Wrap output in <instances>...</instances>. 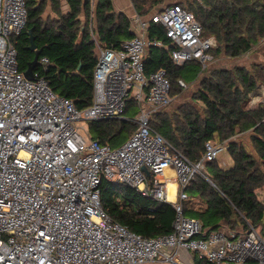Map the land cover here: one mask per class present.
Segmentation results:
<instances>
[{
    "label": "built area",
    "instance_id": "obj_1",
    "mask_svg": "<svg viewBox=\"0 0 264 264\" xmlns=\"http://www.w3.org/2000/svg\"><path fill=\"white\" fill-rule=\"evenodd\" d=\"M27 2L0 0V264H191L193 254L210 264H264V234L250 222L245 232L222 228L203 238L201 221L184 213L190 185L198 176L210 181L207 162L218 161L227 145L208 141L203 158L193 162L151 125L173 97L165 69L146 75L148 49L164 46L149 38L150 24L165 28L179 66L194 61L207 69L217 39L204 37L195 15L177 3L130 17L135 36L118 49L101 47L92 32L99 48L94 101L78 110L41 74L51 64L48 57L37 61L33 79L19 71L14 38L27 25ZM179 85L188 88L184 80ZM256 92L250 107L264 100H255ZM131 96L147 106L132 120L137 129L123 145L83 135L79 122L128 120ZM102 179L172 204L173 232L145 237L114 222L101 204ZM172 181L175 201L169 198Z\"/></svg>",
    "mask_w": 264,
    "mask_h": 264
},
{
    "label": "trees",
    "instance_id": "obj_2",
    "mask_svg": "<svg viewBox=\"0 0 264 264\" xmlns=\"http://www.w3.org/2000/svg\"><path fill=\"white\" fill-rule=\"evenodd\" d=\"M65 1L70 10L64 14L62 0H28L27 25L14 38L18 66L20 72L34 74L39 69L36 60L48 57L51 64L41 74L57 95L72 100L78 110H84L94 101V72L99 58L98 44L92 36L94 17L97 28L93 31L103 48L118 49L135 33L130 16L115 11L113 0H97L95 12L92 0ZM166 1L132 0V3L139 15L147 17L162 11L165 7L160 6ZM182 3L177 4L192 12L202 24L203 36L215 37L219 42L220 46L213 51L215 60L222 54L230 59L240 58L264 40V0H189L188 6ZM49 5L58 18L46 16ZM83 14L85 25L80 18ZM30 31L36 51L29 49ZM148 36L163 41L164 46L148 49L146 75L165 69L174 99L185 90L179 80L192 84L205 69L198 63L201 71L187 75V64L179 66L173 62L174 46L162 25L151 23ZM260 85L264 86V63H256L252 69L243 66L215 69L201 80L195 97L204 104L203 112L187 104L176 115H162L159 111L152 117L153 129L191 161H200L206 143L216 139L227 145L234 161L229 169L222 168L216 160L207 162L210 181L198 176L188 189L184 213L201 221L203 232L199 237L206 238L222 228L245 232L249 222L255 227L264 223V202L258 197V191L264 188V100L255 107L249 105L251 94ZM133 108L137 114L141 111L134 99L128 101L126 113ZM132 120L89 121V136L118 148L124 143H120L121 137L127 140L136 131L137 125ZM244 135H249L251 149L241 141ZM100 189L102 207L114 222L145 237L173 232L177 212L172 204L107 179H102ZM200 205H207L208 209H196ZM195 264L210 263L195 256Z\"/></svg>",
    "mask_w": 264,
    "mask_h": 264
},
{
    "label": "rangeland",
    "instance_id": "obj_3",
    "mask_svg": "<svg viewBox=\"0 0 264 264\" xmlns=\"http://www.w3.org/2000/svg\"><path fill=\"white\" fill-rule=\"evenodd\" d=\"M180 1H183V5L184 6H188V1L189 0H168L165 2L164 6H160L161 8L166 7L167 5L171 4V3H178ZM150 6V3L148 4V7ZM256 63H264V40H261V42L256 45L253 49L252 52H250L249 54H246L240 58H228L225 55H220L217 60L214 61V63L208 68L205 69L204 71H202V73H200L198 79L196 80V82L189 84L188 82V88H186L184 91H182L180 94H177V96H174V99L171 103L170 106L166 107L165 109L161 110V114L165 115L166 113L168 115H176L175 113L177 112L178 109H180L181 107H183V105H194L197 109L201 110V112H203L204 110V104L202 102H198L196 101L195 97H197L198 95V88H199V84L201 82V80L206 77L208 75V73H210L212 70L215 69H232L235 66H243L246 67L248 69H252V66ZM197 71H201V68L198 64V62H189L187 63L185 72L187 75H194ZM256 90H264V86L260 85L258 87V89ZM253 97V95L251 96ZM133 100V97L131 96L129 101ZM138 103V102H137ZM138 106L144 107L147 106L146 104H140L138 103ZM136 108L139 110V108L136 106ZM136 112H138L136 109L133 108V110H128V112L126 113V117L128 119H134L136 116ZM78 126L80 128H82L81 132L83 133V135L86 136V134H89V122L88 121H82L78 123ZM120 143H125L127 140H125L124 137H121L120 139ZM241 141H243L244 143L248 144L249 148L251 149V142L249 139V135H244L241 137ZM214 142L220 143L218 141V139L214 140ZM123 143V144H124ZM122 144V145H123ZM233 159L231 157V155L228 152V149H224L222 152H220V154L218 155V163L220 165L221 163V167L223 168H230V166L233 164ZM258 197L261 201L264 202V188L258 191ZM263 234H264V223L262 226L257 227Z\"/></svg>",
    "mask_w": 264,
    "mask_h": 264
},
{
    "label": "crops",
    "instance_id": "obj_4",
    "mask_svg": "<svg viewBox=\"0 0 264 264\" xmlns=\"http://www.w3.org/2000/svg\"><path fill=\"white\" fill-rule=\"evenodd\" d=\"M96 1L97 0H95V3H96ZM113 2H114V6H115V11H117V12H123V13H126L128 16H130V17H132L134 14H136L137 13V11H136V9H135V7H134V5H133V3H132V0H113ZM94 3V4H95ZM94 4H93V6H94ZM95 6L93 7V11L95 12ZM61 10H62V12L65 14V13H68L69 12V10H70V7H69V5L67 4V2L65 1V0H62V3H61ZM46 16L47 17H51V18H58V15H57V13H55L53 10H52V8L50 7V5H49V7H48V10H47V14H46ZM81 21H82V25H85V23H86V16L83 14V15H81ZM92 25H93V28H97V22H96V19H95V17H94V21H93V23H92ZM93 28H92V32H94L93 31ZM95 33V32H94ZM96 35V34H95ZM97 37V36H96ZM98 52H99V48H98ZM233 162V164L230 166V168H232L233 167V165H234V161H232ZM220 166H221V163H220ZM223 168V167H222ZM224 169H226V168H224ZM227 169H229V168H227ZM196 209H198V210H205V209H208V207H207V205H200V206H197V208ZM195 254H193V258L191 259V264H195Z\"/></svg>",
    "mask_w": 264,
    "mask_h": 264
},
{
    "label": "bare ground",
    "instance_id": "obj_5",
    "mask_svg": "<svg viewBox=\"0 0 264 264\" xmlns=\"http://www.w3.org/2000/svg\"><path fill=\"white\" fill-rule=\"evenodd\" d=\"M261 95H264V91L263 90H259L257 91L255 94H254V98L255 100H258L259 97ZM168 173H173L172 170L168 169L167 170ZM176 183L175 182H170L169 183V198H170V201H175L176 200Z\"/></svg>",
    "mask_w": 264,
    "mask_h": 264
},
{
    "label": "water",
    "instance_id": "obj_6",
    "mask_svg": "<svg viewBox=\"0 0 264 264\" xmlns=\"http://www.w3.org/2000/svg\"><path fill=\"white\" fill-rule=\"evenodd\" d=\"M29 34H30V37H29L30 38V46H29V49L32 50V51H36L37 50V46H36V43H35L34 35L32 34V31H30ZM36 63H37V60H36ZM25 76L28 79H33V72L32 71H29L28 73L25 74ZM256 91L257 90H255L254 92H256ZM144 171H146L147 174L150 175V173L148 172L147 169H144Z\"/></svg>",
    "mask_w": 264,
    "mask_h": 264
},
{
    "label": "clouds",
    "instance_id": "obj_7",
    "mask_svg": "<svg viewBox=\"0 0 264 264\" xmlns=\"http://www.w3.org/2000/svg\"><path fill=\"white\" fill-rule=\"evenodd\" d=\"M254 92V91H253Z\"/></svg>",
    "mask_w": 264,
    "mask_h": 264
}]
</instances>
